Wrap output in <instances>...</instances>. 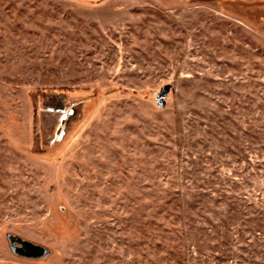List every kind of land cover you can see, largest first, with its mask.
Segmentation results:
<instances>
[{"label":"rangeland","instance_id":"374dc122","mask_svg":"<svg viewBox=\"0 0 264 264\" xmlns=\"http://www.w3.org/2000/svg\"><path fill=\"white\" fill-rule=\"evenodd\" d=\"M0 264H264V0H0Z\"/></svg>","mask_w":264,"mask_h":264},{"label":"water","instance_id":"95a60500","mask_svg":"<svg viewBox=\"0 0 264 264\" xmlns=\"http://www.w3.org/2000/svg\"><path fill=\"white\" fill-rule=\"evenodd\" d=\"M11 251L20 257L39 258L47 253V250L31 242L24 241L18 237L9 236ZM20 245V246H18Z\"/></svg>","mask_w":264,"mask_h":264},{"label":"flooded vegetation","instance_id":"af4514ba","mask_svg":"<svg viewBox=\"0 0 264 264\" xmlns=\"http://www.w3.org/2000/svg\"><path fill=\"white\" fill-rule=\"evenodd\" d=\"M18 246H20V245H18Z\"/></svg>","mask_w":264,"mask_h":264}]
</instances>
